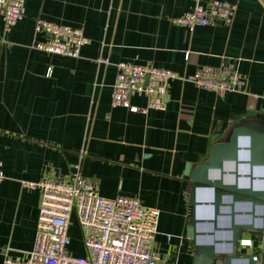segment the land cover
<instances>
[{"label":"crops","instance_id":"1","mask_svg":"<svg viewBox=\"0 0 264 264\" xmlns=\"http://www.w3.org/2000/svg\"><path fill=\"white\" fill-rule=\"evenodd\" d=\"M210 1L26 0L23 19L0 40V264L5 255L26 258L33 247L40 192L23 183L51 174L67 177L74 165L96 182L99 196L136 198L158 210L154 248L164 264H193L187 167L205 162L235 125H264V0H218L236 6L229 27L188 30L173 23ZM37 19L82 29L88 43L79 57L33 49L43 40L34 34ZM119 62L176 75L169 82L165 111L130 113L111 106ZM223 62L233 63L244 78L242 93L216 95L184 80ZM131 104L143 107L145 100L135 96ZM241 159L249 160L250 152H242ZM233 168L226 165L224 171ZM254 172L263 175L262 168ZM257 181L256 189H263ZM248 209L237 207L239 220ZM221 219L214 236L217 252L228 238ZM198 239L207 244L204 237ZM71 246L70 252L83 255L81 242L74 251ZM257 264H264V254Z\"/></svg>","mask_w":264,"mask_h":264},{"label":"built area","instance_id":"2","mask_svg":"<svg viewBox=\"0 0 264 264\" xmlns=\"http://www.w3.org/2000/svg\"><path fill=\"white\" fill-rule=\"evenodd\" d=\"M25 2L0 0V40H4L8 29L23 19ZM235 14V5L212 0L206 5L196 4L173 23L188 30L218 24L229 27ZM34 34L41 35L43 40L35 42L32 48L53 56L78 58L81 48L88 43L82 29L42 19L35 20ZM97 62L109 63L107 59ZM175 78L176 75L167 69L119 62L112 85L111 106L130 113L165 111L169 82ZM184 80L216 95L242 93L246 85L234 64L226 62L217 67H202ZM135 96L144 98L143 107L131 104ZM3 180L0 161V182ZM23 187L40 192L33 247L24 259L5 255L2 264H164L154 248L158 210L143 206L136 198L99 196L96 182L84 177L79 165H74L67 177L51 174L38 183H23ZM73 220L81 235L83 255L69 251ZM240 250L253 254L257 264L264 254V242L241 236L238 239Z\"/></svg>","mask_w":264,"mask_h":264},{"label":"water","instance_id":"3","mask_svg":"<svg viewBox=\"0 0 264 264\" xmlns=\"http://www.w3.org/2000/svg\"><path fill=\"white\" fill-rule=\"evenodd\" d=\"M247 142L248 148L241 145ZM245 151L250 152L249 160L241 159ZM226 165H233V172L224 171ZM258 168L263 169V175H254V169ZM185 174L189 185L187 232L195 253L193 264H234L235 261L256 264L253 254L242 255L237 251L241 235L264 242V125H235L226 141L213 146L205 162L193 169L187 167ZM255 181L263 182V189H256ZM239 206L249 208L240 220L236 211ZM206 215L211 218L202 217ZM223 217L230 220L226 228L228 238L223 244L226 248L217 252L214 236L220 231L218 220ZM199 237H204L207 244L199 243Z\"/></svg>","mask_w":264,"mask_h":264},{"label":"rangeland","instance_id":"4","mask_svg":"<svg viewBox=\"0 0 264 264\" xmlns=\"http://www.w3.org/2000/svg\"><path fill=\"white\" fill-rule=\"evenodd\" d=\"M221 221L223 222L225 227L229 226V222H230L229 217H223L221 219ZM69 233H70L71 240L73 242V244L71 246V249L72 250H73V248H77L78 249V247L80 245V241H81V235H80V232H79L78 227H77V225H76L74 220H73V223H72V225L70 227Z\"/></svg>","mask_w":264,"mask_h":264},{"label":"bare ground","instance_id":"5","mask_svg":"<svg viewBox=\"0 0 264 264\" xmlns=\"http://www.w3.org/2000/svg\"><path fill=\"white\" fill-rule=\"evenodd\" d=\"M242 171V170H241ZM243 173V172H242ZM257 186V185H256ZM259 188H260V186H259Z\"/></svg>","mask_w":264,"mask_h":264}]
</instances>
